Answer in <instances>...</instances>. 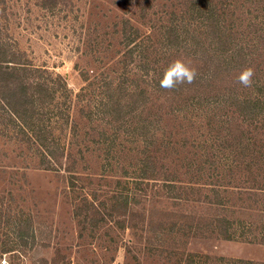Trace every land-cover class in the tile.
<instances>
[{"label":"rangeland","instance_id":"374dc122","mask_svg":"<svg viewBox=\"0 0 264 264\" xmlns=\"http://www.w3.org/2000/svg\"><path fill=\"white\" fill-rule=\"evenodd\" d=\"M51 1L52 5L46 7L44 0H0V30L4 40L21 51L24 59L47 72L44 76H50V86L57 90L58 86L63 88L58 79L66 81L69 91L62 96L63 91L58 89L54 103L60 104L70 119L64 122L62 133L55 129V134L61 138V150L73 156L77 167L74 174L64 171L66 166L48 170L33 145L23 143L14 132L6 134L0 129V263L185 264L174 254H184L186 259L187 252L197 256L195 264H239L235 262L239 259L264 262V241L185 239L179 224L171 234L164 229L148 231L151 211L173 214L180 210L178 201L168 198L163 186L170 177L187 194L185 205L193 210L206 206L194 200V188L206 193L218 188L223 196L230 195L231 210L236 212L230 219L253 222V217L261 218L257 206L247 199L246 189L250 187L246 181L249 175H257L256 167L252 172L238 168L230 176L231 161L224 164L222 157L217 160L221 171H216L215 177L186 167L187 162L194 166V161L200 162L205 155L196 147L199 143L210 148L208 155L219 147L207 128L204 111L194 120L187 112L175 118L170 107H164L157 145L148 147L152 155L160 150L157 155L162 168L158 167L162 172L155 181L140 178L136 171L138 160L145 156L143 142L132 137L123 139L122 133L109 153L94 142L98 139L93 133L107 130L112 136L113 132L105 128L106 122L96 118L89 122L81 112L84 107L99 104L98 93L94 94L98 81L112 75L127 54L123 43L126 23L140 30L141 36L155 40L168 25L170 15L180 14L183 5L188 6L186 0ZM234 1L239 25L250 18L247 11L256 3ZM128 70L132 72V68ZM52 118L56 126V117ZM70 177L75 178V186ZM120 193L130 196V202L137 198V204H130L136 206L137 214L130 216L127 229L112 217L105 216L98 226L86 219L87 212H93L102 200ZM76 212L81 215L76 216ZM163 250L172 254L171 259L161 255Z\"/></svg>","mask_w":264,"mask_h":264},{"label":"trees","instance_id":"16d2710c","mask_svg":"<svg viewBox=\"0 0 264 264\" xmlns=\"http://www.w3.org/2000/svg\"><path fill=\"white\" fill-rule=\"evenodd\" d=\"M234 2L186 0L188 6L183 5L180 14L173 12L170 15L168 25L155 40L150 36H141L140 30L129 27L127 22L123 32L127 54L112 75L98 81V90L94 94L98 93L99 104L89 105L90 108L84 107L81 111L89 122L100 119L106 122L105 128L113 132L112 136L107 130L93 133L94 139H98L94 142L105 146L107 152H112L113 144L122 133L123 139L132 137L144 143L145 151L142 152L145 156L136 165V171L143 179L155 181V177L162 172L160 156L157 155L160 150H155L153 155L148 150L157 145L166 105L175 118L187 112L195 120L204 111L207 128L219 144V147H212V154L208 155L210 148L199 143L196 147L205 155L200 162L194 161V166L187 162L186 167L190 165L194 171L209 173V177L213 174L215 177L216 171H221L220 161L217 162L221 157L224 164L231 161L228 167L230 176L238 168L252 172L256 167L257 175H249L246 181L250 187L246 189L247 199L257 206L261 218L255 216L253 222L230 219V214L236 213L231 210L230 195L223 196L218 188H210L209 193L194 188V200L206 206L203 210L195 206L193 210L185 205L187 194L170 177L163 186L168 198L178 201L176 204L180 210L173 214L162 210L159 213L151 211L150 233L164 229L171 234L179 224L185 239L215 237L246 242L264 241V182L261 180H264V0H254V9L247 11L250 18L239 25L238 9L232 7ZM49 3L52 5L51 0H44L43 6L49 7ZM23 56L21 51H16L9 41L4 40L0 30V129L7 131L6 134L14 132L23 143L33 145L35 154L43 158L46 169L57 171L66 166L64 171L74 174L77 162L72 159L73 156L66 155L64 149L61 150V138L55 134V129L62 133L64 122L70 119L60 104L54 103L58 89L63 91L62 96L64 91H69L66 81L59 78L58 83L63 88L58 86L56 90L54 85L50 86V76H44L47 72L33 66ZM178 58L195 67L198 75L192 84L165 90L159 86V81L167 66ZM246 67L255 70L251 87L237 82V76ZM51 115L56 117V126H53ZM58 119L63 123H59ZM214 153L218 155L212 157ZM74 179L70 177L72 186L76 184ZM260 182H263L261 186ZM130 204H137V198L130 202V196L120 193L112 199L102 200L93 212H87L86 219L98 226L105 216V219L112 217L127 229L130 216L137 214L136 206L130 207ZM254 205L249 207L253 209ZM79 215L76 212V216ZM180 246L185 248V243ZM161 255L166 259L172 257L167 250H163ZM174 255L177 261L185 260V264L196 263L197 256L193 253L187 252L186 259L184 254ZM235 262L264 264L241 259Z\"/></svg>","mask_w":264,"mask_h":264},{"label":"clouds","instance_id":"9594fccd","mask_svg":"<svg viewBox=\"0 0 264 264\" xmlns=\"http://www.w3.org/2000/svg\"><path fill=\"white\" fill-rule=\"evenodd\" d=\"M198 73L195 67L183 59H176L171 62L164 70L159 86L165 90H174L184 84L195 82ZM255 70L252 67H246L237 76V82L244 87H251Z\"/></svg>","mask_w":264,"mask_h":264},{"label":"built area","instance_id":"2783aa9c","mask_svg":"<svg viewBox=\"0 0 264 264\" xmlns=\"http://www.w3.org/2000/svg\"><path fill=\"white\" fill-rule=\"evenodd\" d=\"M0 264H10V263L7 260H3V261H1Z\"/></svg>","mask_w":264,"mask_h":264}]
</instances>
